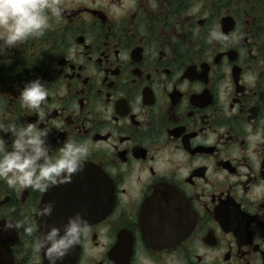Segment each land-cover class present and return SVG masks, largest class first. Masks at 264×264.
<instances>
[{
    "label": "flooded vegetation",
    "instance_id": "flooded-vegetation-1",
    "mask_svg": "<svg viewBox=\"0 0 264 264\" xmlns=\"http://www.w3.org/2000/svg\"><path fill=\"white\" fill-rule=\"evenodd\" d=\"M61 3L0 65V123L38 121L18 94L39 77L52 154H91L44 193L0 181V264H48L2 228L47 202L88 221L62 264H264V0Z\"/></svg>",
    "mask_w": 264,
    "mask_h": 264
},
{
    "label": "clouds",
    "instance_id": "clouds-1",
    "mask_svg": "<svg viewBox=\"0 0 264 264\" xmlns=\"http://www.w3.org/2000/svg\"><path fill=\"white\" fill-rule=\"evenodd\" d=\"M63 12L61 0H0V65L12 63L10 50L29 39L44 37L53 20L62 21ZM18 95L21 107L36 113L38 121L23 127L15 121L0 123V181L14 191L30 188L44 193L82 171L91 154V141L70 137L53 155L51 130L40 127L46 115L41 105L49 95L46 82L39 77L27 81ZM54 206L47 202L33 207L29 219L9 220L2 228L23 230L35 255L43 254L48 264H62L87 237L89 226L80 213L60 226L49 224Z\"/></svg>",
    "mask_w": 264,
    "mask_h": 264
},
{
    "label": "water",
    "instance_id": "water-1",
    "mask_svg": "<svg viewBox=\"0 0 264 264\" xmlns=\"http://www.w3.org/2000/svg\"><path fill=\"white\" fill-rule=\"evenodd\" d=\"M69 261V260H68ZM45 262L47 263V260H45Z\"/></svg>",
    "mask_w": 264,
    "mask_h": 264
}]
</instances>
